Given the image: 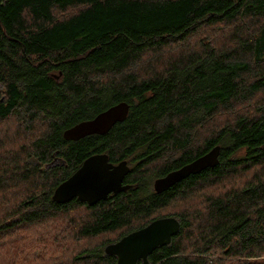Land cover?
I'll return each instance as SVG.
<instances>
[{
	"label": "trees",
	"instance_id": "1",
	"mask_svg": "<svg viewBox=\"0 0 264 264\" xmlns=\"http://www.w3.org/2000/svg\"><path fill=\"white\" fill-rule=\"evenodd\" d=\"M120 101L108 131L64 138ZM96 153L130 187L55 202ZM161 216L180 228L151 264H264V0H0V264H115L104 246Z\"/></svg>",
	"mask_w": 264,
	"mask_h": 264
},
{
	"label": "water",
	"instance_id": "2",
	"mask_svg": "<svg viewBox=\"0 0 264 264\" xmlns=\"http://www.w3.org/2000/svg\"><path fill=\"white\" fill-rule=\"evenodd\" d=\"M129 105L120 101L97 113L94 117L80 121L63 131L66 139L76 140L89 134H102L111 126L123 120ZM220 146L215 145L206 153L182 165L181 167L153 180L156 192L167 189L189 174H195L218 162ZM129 171L125 160L113 164L106 153H96L85 158L80 166L53 190L55 202H66L72 198L89 205L105 199L108 194L130 187L123 179ZM180 228L179 220L174 216H161L152 219L144 226L130 231L116 241L104 246V252L116 256L115 264H151L148 256L157 247L166 245Z\"/></svg>",
	"mask_w": 264,
	"mask_h": 264
},
{
	"label": "rangeland",
	"instance_id": "3",
	"mask_svg": "<svg viewBox=\"0 0 264 264\" xmlns=\"http://www.w3.org/2000/svg\"><path fill=\"white\" fill-rule=\"evenodd\" d=\"M232 183H233V179H229L228 178V181L226 182V185H232ZM222 188V186L220 187V186H218L215 190H218V189H221ZM180 204H183V205H185V203H183V202H179V206H172V207H170L169 208V210H168V212L169 211H174V210H176V209H179L180 208V206L182 207L183 205H180ZM167 212V211H166ZM112 237H113V235H111ZM100 241V239H93V240H90V241H84V242H81V243H83V244H90V243H96V242H99ZM108 244V243H107ZM255 259H257L258 261H264V255H262V256H260V257H257V258H255Z\"/></svg>",
	"mask_w": 264,
	"mask_h": 264
},
{
	"label": "flooded vegetation",
	"instance_id": "4",
	"mask_svg": "<svg viewBox=\"0 0 264 264\" xmlns=\"http://www.w3.org/2000/svg\"><path fill=\"white\" fill-rule=\"evenodd\" d=\"M138 263L140 264V261H138Z\"/></svg>",
	"mask_w": 264,
	"mask_h": 264
}]
</instances>
